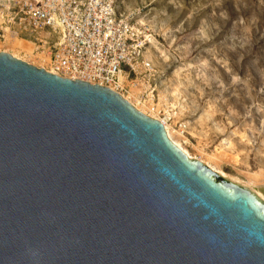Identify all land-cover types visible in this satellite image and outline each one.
Listing matches in <instances>:
<instances>
[{
	"label": "water",
	"instance_id": "obj_1",
	"mask_svg": "<svg viewBox=\"0 0 264 264\" xmlns=\"http://www.w3.org/2000/svg\"><path fill=\"white\" fill-rule=\"evenodd\" d=\"M0 264H264V200L118 93L0 53Z\"/></svg>",
	"mask_w": 264,
	"mask_h": 264
},
{
	"label": "rangeland",
	"instance_id": "obj_2",
	"mask_svg": "<svg viewBox=\"0 0 264 264\" xmlns=\"http://www.w3.org/2000/svg\"><path fill=\"white\" fill-rule=\"evenodd\" d=\"M117 4L154 38L148 51L158 72L156 103L172 115L175 140L194 160L264 200V0ZM18 42L26 50L8 39L0 53L46 66L34 44Z\"/></svg>",
	"mask_w": 264,
	"mask_h": 264
},
{
	"label": "built area",
	"instance_id": "obj_3",
	"mask_svg": "<svg viewBox=\"0 0 264 264\" xmlns=\"http://www.w3.org/2000/svg\"><path fill=\"white\" fill-rule=\"evenodd\" d=\"M8 39L34 44L37 55L49 59L41 68L51 74L124 99L138 91L164 124L167 112L156 103L158 72L148 51L154 38L134 15L121 14L117 0H0V42Z\"/></svg>",
	"mask_w": 264,
	"mask_h": 264
},
{
	"label": "bare ground",
	"instance_id": "obj_4",
	"mask_svg": "<svg viewBox=\"0 0 264 264\" xmlns=\"http://www.w3.org/2000/svg\"><path fill=\"white\" fill-rule=\"evenodd\" d=\"M18 40H13V43L15 44L14 45V47L15 48H17V49H24V50H26L25 48H24V46L22 45V43L21 42H18ZM5 52H8V51H5ZM29 54H31V52L29 51L28 52ZM15 58H18V56L17 55H15V54H12ZM49 60V59H48ZM136 96H137V94L136 93H132L130 96H125V100H127L128 102H130L135 108H137L140 112H142L143 114H145V115H147V116H149L150 118H153V119H157V117L155 116V115H153L150 111H149V108L145 105V104H142V102L139 100V99H137L136 98ZM172 117V115L171 114H169V112L167 111V117H166V119L165 120H163V122H164V125H165V127H166V130H167V133H168V135L176 142V144L188 155V157L191 159V160H194L193 158H192V156L189 154V152L187 151V150H185L184 148H183V146L178 142V141H176L175 140V138H174V136H175V134L177 133V131H175L174 129H173V127L170 125V122L169 121H171L170 119H172L171 118ZM202 163H204L203 161H201ZM211 168V167H210ZM212 170H214L215 172H217V173H219L221 176H223V177H226V174L225 173H223V172H218V171H216L215 169H213V168H211ZM260 197H263L262 195H260Z\"/></svg>",
	"mask_w": 264,
	"mask_h": 264
}]
</instances>
